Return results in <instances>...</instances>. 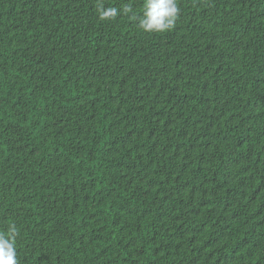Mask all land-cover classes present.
I'll use <instances>...</instances> for the list:
<instances>
[{"label": "trees", "instance_id": "obj_1", "mask_svg": "<svg viewBox=\"0 0 264 264\" xmlns=\"http://www.w3.org/2000/svg\"><path fill=\"white\" fill-rule=\"evenodd\" d=\"M143 4L0 0L19 264H264V0H177L165 33Z\"/></svg>", "mask_w": 264, "mask_h": 264}, {"label": "clouds", "instance_id": "obj_2", "mask_svg": "<svg viewBox=\"0 0 264 264\" xmlns=\"http://www.w3.org/2000/svg\"><path fill=\"white\" fill-rule=\"evenodd\" d=\"M125 12L130 9H124ZM177 0H144L143 15L139 27L147 33H165L171 30L179 16ZM101 20H113L118 15L116 8L98 9ZM16 227L10 226L6 232H0V264H19L16 249Z\"/></svg>", "mask_w": 264, "mask_h": 264}]
</instances>
